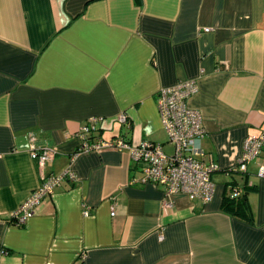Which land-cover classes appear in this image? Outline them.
Segmentation results:
<instances>
[{
  "label": "crops",
  "instance_id": "crops-1",
  "mask_svg": "<svg viewBox=\"0 0 264 264\" xmlns=\"http://www.w3.org/2000/svg\"><path fill=\"white\" fill-rule=\"evenodd\" d=\"M188 80L212 201L141 183L129 149L79 152L92 117V141L172 145L158 91ZM263 134L264 0H0V264H264V150L238 168ZM44 146L58 149L45 170ZM67 170L17 225L43 175ZM234 186L252 220L223 209Z\"/></svg>",
  "mask_w": 264,
  "mask_h": 264
},
{
  "label": "built area",
  "instance_id": "built-area-1",
  "mask_svg": "<svg viewBox=\"0 0 264 264\" xmlns=\"http://www.w3.org/2000/svg\"><path fill=\"white\" fill-rule=\"evenodd\" d=\"M198 90V82L188 80L158 91V108L169 136V142L173 146L172 152L165 151L161 144L150 140L130 143L123 137L112 139L99 137L92 141L91 136L97 135L99 123L103 121L102 117H92L83 126L81 134L84 143L79 152L101 148L129 149L133 160L142 171L141 183L163 186L168 194L184 193L190 199L212 201L216 192L212 174L218 169V165L207 164L201 159L203 153L201 143L206 133L203 116L198 109L189 104L190 98ZM118 120L121 123L130 124L126 112L120 113ZM263 150L264 134L249 136L245 140L244 152L239 160L238 168L246 170L247 164L259 157ZM57 154L58 149L51 146L33 147L31 152L32 158L43 170ZM259 174L264 177V164L260 166ZM75 178L76 175L72 170L59 174L46 172L42 183L14 211L15 223L25 224L41 202L50 196L56 187L60 186L64 180L74 181ZM231 193L239 196L242 190L234 186ZM168 205L172 204L168 203ZM112 214L114 215L115 211ZM160 237L163 238L162 235Z\"/></svg>",
  "mask_w": 264,
  "mask_h": 264
},
{
  "label": "trees",
  "instance_id": "trees-1",
  "mask_svg": "<svg viewBox=\"0 0 264 264\" xmlns=\"http://www.w3.org/2000/svg\"><path fill=\"white\" fill-rule=\"evenodd\" d=\"M96 136L93 135L92 137L95 138ZM223 209L229 213L246 217L249 220L253 218L252 207L247 192H243L239 196L227 195L223 203Z\"/></svg>",
  "mask_w": 264,
  "mask_h": 264
},
{
  "label": "rangeland",
  "instance_id": "rangeland-1",
  "mask_svg": "<svg viewBox=\"0 0 264 264\" xmlns=\"http://www.w3.org/2000/svg\"><path fill=\"white\" fill-rule=\"evenodd\" d=\"M165 151L172 152L173 151V146L170 145V144H167L166 147H165Z\"/></svg>",
  "mask_w": 264,
  "mask_h": 264
}]
</instances>
